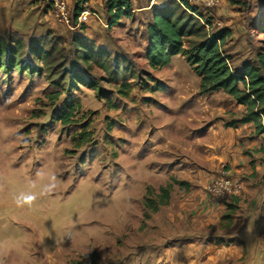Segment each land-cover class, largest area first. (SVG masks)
<instances>
[{"label":"rangeland","instance_id":"1","mask_svg":"<svg viewBox=\"0 0 264 264\" xmlns=\"http://www.w3.org/2000/svg\"><path fill=\"white\" fill-rule=\"evenodd\" d=\"M47 2L29 0L18 11L24 17L0 10V37L19 35L29 44L51 32L72 60L61 86L30 56L24 70L0 69V264H170L169 252L181 255L171 248L180 249L195 225L202 188L212 200L232 198L210 190L211 151L197 138L219 123L231 96L202 95L185 54L161 69L150 66L148 25L170 0H132L131 18L113 27L90 19L78 29ZM195 6L208 31H232L224 52L235 69L256 59L264 47V0ZM76 36L94 40L125 72L78 61ZM197 40L187 37L185 48ZM71 106L75 115L63 124ZM168 184L169 203L149 207Z\"/></svg>","mask_w":264,"mask_h":264},{"label":"trees","instance_id":"2","mask_svg":"<svg viewBox=\"0 0 264 264\" xmlns=\"http://www.w3.org/2000/svg\"><path fill=\"white\" fill-rule=\"evenodd\" d=\"M74 1L72 13L77 21L89 8L87 5L89 0ZM104 8L111 18L110 26L113 27L123 18L133 16L134 4L132 0H104ZM209 23L199 8L187 0H170L168 6L154 14L152 22L148 25L147 60L152 68L161 69L169 65L174 57L185 54L189 65L201 78V93L224 90L238 104L247 108L244 116L232 124L253 123L257 133L264 135V47L257 53L256 59L246 61L239 69H235L230 56L224 52L232 31L225 28L210 32L207 29ZM192 35L198 36L200 40L194 41L189 49H186V38ZM58 42L51 32L34 37L29 44L19 35L0 37V69L10 72L19 67L20 70H24L30 63L26 56H30L36 64L44 65L49 76L52 75V80L61 86L66 83L72 60L66 53V48ZM73 45L76 59L86 63L88 67L91 68L92 63H97L112 75L125 72V69L121 71L120 67L111 61L108 52L97 46L94 40L76 36ZM74 74L75 72H71V77ZM53 75L57 77L53 79ZM61 95L62 92H59L52 97L55 100ZM76 109L75 106H71L70 111L62 115L60 121L66 125L70 124ZM83 135H86V132ZM85 141L82 139L79 145ZM183 184L186 185L185 182H182ZM172 188V184L161 188L157 206L152 200L149 201V207L158 210L159 205H167ZM241 197L232 199L239 202ZM236 208L237 206H232L233 210Z\"/></svg>","mask_w":264,"mask_h":264},{"label":"crops","instance_id":"3","mask_svg":"<svg viewBox=\"0 0 264 264\" xmlns=\"http://www.w3.org/2000/svg\"><path fill=\"white\" fill-rule=\"evenodd\" d=\"M28 2L0 0V10L5 8L12 16L24 17L25 13L18 11L26 8ZM69 2L74 7L75 1ZM94 3L104 7V0H89L88 7L95 8ZM220 92L227 95L222 89ZM230 101L229 109L221 107L219 123L202 130L197 138L204 136L200 145L211 151L207 183L209 175H215L219 166L226 164L231 174L244 181V194L239 202L232 198L215 201L202 188L200 204L194 211L198 215L194 218L195 225L188 228L190 234L180 249L175 244L171 248L181 255L169 252L170 264H233L240 260L241 264H264V135L257 133L253 123L232 124L244 116L247 108L234 98L230 97ZM187 129V134L192 133ZM233 205L237 206L234 210Z\"/></svg>","mask_w":264,"mask_h":264},{"label":"built area","instance_id":"4","mask_svg":"<svg viewBox=\"0 0 264 264\" xmlns=\"http://www.w3.org/2000/svg\"><path fill=\"white\" fill-rule=\"evenodd\" d=\"M50 7L55 11L60 21H68L72 29H78L87 23L90 19H94L108 26L110 21L104 23L99 13L93 9L88 8L77 19V21L69 18L68 4L66 0H47ZM191 5L201 4L211 7L219 4L220 0H187ZM88 5V4H87ZM194 5V6H195ZM111 20V18H110ZM210 190L213 194L220 197H240L245 191V183L237 176L231 174L226 164H221L215 175L211 177ZM209 188V186H208Z\"/></svg>","mask_w":264,"mask_h":264}]
</instances>
